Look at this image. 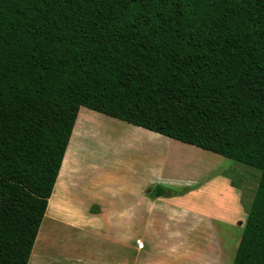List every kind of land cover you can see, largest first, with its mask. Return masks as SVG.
Listing matches in <instances>:
<instances>
[{"label":"trees","instance_id":"16d2710c","mask_svg":"<svg viewBox=\"0 0 264 264\" xmlns=\"http://www.w3.org/2000/svg\"><path fill=\"white\" fill-rule=\"evenodd\" d=\"M82 106L259 170L233 264H264V0H0V264L29 263Z\"/></svg>","mask_w":264,"mask_h":264},{"label":"crops","instance_id":"0c3cea01","mask_svg":"<svg viewBox=\"0 0 264 264\" xmlns=\"http://www.w3.org/2000/svg\"><path fill=\"white\" fill-rule=\"evenodd\" d=\"M82 112L98 115L109 123H92L95 118L85 115L80 118ZM89 124L98 137L103 135L104 128L107 130L104 125L114 127L120 134L119 128L124 124L175 140L82 106L70 139L72 143L77 133V151L75 156L70 154L69 143L28 264H42V253L49 251H45L46 247L54 238L51 234L65 241L62 225L72 230L79 226L89 228L86 236L90 243L80 249L90 254L94 264H170L177 260L178 254L185 262L190 252L199 251L202 258L204 254L213 255L220 264H227L225 259L229 255L232 264L241 239H236V245L230 242L227 246L228 242L219 236L225 234L219 231V223L229 230H236L233 228L237 225L244 230L248 212L245 214L241 187L226 175L211 177V173L220 170L195 168V155L178 163L175 154L180 150L175 143L134 131L124 130L127 135L121 134L126 146L120 149H130L128 152L118 151L109 166L91 164V152L79 153L82 142L85 147L91 142ZM135 147L139 150H132ZM94 157L97 162L101 160L98 154ZM157 185L166 189L165 195L152 194ZM49 235L52 239H48ZM101 253L106 254V260Z\"/></svg>","mask_w":264,"mask_h":264},{"label":"rangeland","instance_id":"374dc122","mask_svg":"<svg viewBox=\"0 0 264 264\" xmlns=\"http://www.w3.org/2000/svg\"><path fill=\"white\" fill-rule=\"evenodd\" d=\"M90 116V117H94L95 119L92 120V123L94 122H107V120H105L104 118L96 115L93 116L91 114H87L82 112L80 115V118H82V116ZM99 120V121H98ZM109 123V122H107ZM90 126H92V124H89V126L87 128H89L88 132H90L91 138L87 142V145L85 147V145L83 144L84 142H82L81 144V151H79V153L81 154H88L89 152H91L93 154V157L91 158V164H105L107 166L111 165V160L115 159L114 157L116 156V153L119 151H123V150H127V148H124L123 150L120 148H123L124 145V141H122V139H120L121 137H123L124 134L125 136L127 135L125 131H134V132H139L145 135H149L151 137L157 138L159 140L165 141V142H173L176 144V146L178 147V149L180 150V152L178 154H175L177 156L176 161H178V163H182L184 162V160H187L188 158H191L192 156H196V166L195 168L197 169H203V168H211V169H217L220 170V172H213L211 173V177L213 178L214 176L218 175V174H223L226 175L228 177H230V179H232L233 184L234 185H238L239 187H241V189L243 190V196H244V206H245V214L248 212V209L250 207V205L252 204V201L254 199V195L259 183V179H260V174L261 172L259 170H256L254 168H251L247 165H244L242 163L239 162H234L231 159H228L226 157H223L219 154L213 153L211 151H207V150H202L200 148H194V147H188V145H186L185 143H179L178 141L175 140H170V139H165L163 137H160L158 135H154L153 133H147V131H143L142 129H136L134 127H131L129 125H124L122 124V133L119 134V131L116 132L114 131V127L113 129L109 128V126L104 125L105 127H107V130L104 128L103 130V135L98 137L96 130H93L92 128H90ZM125 130V131H124ZM127 139L131 140L132 142L133 139L129 138L127 136ZM135 140V139H134ZM72 141V140H71ZM96 141H99L101 143H96ZM140 141H142L140 139ZM134 145H137L136 142H134ZM71 146V143H70ZM69 146V147H70ZM83 150H86L83 151ZM130 149L127 150V152ZM132 150L137 151L139 150V147H135L132 148ZM95 154H98L99 159H101L99 162H97V159H95ZM68 155V154H67ZM79 155V154H78ZM95 162V163H94ZM244 214V215H245ZM240 220H244V218L240 219ZM219 223V222H218ZM57 224V222H56ZM56 224H54L55 226H57ZM219 231L221 233L225 234H219L221 240H226V242H228L227 246L230 245V242H232V245H236V239L242 237L243 234V227L240 225H237V228L234 227L233 229L236 230H229L227 229V225H225L224 223H219ZM59 225V223H58ZM64 226V230H65V234L64 236H66L65 241L63 239H57L56 234H51L52 237H54L52 239V237L49 235L48 239H52L51 242L49 243V247H46L47 251L49 249L48 252H46L45 254L42 253V264H55V261H57V264H88V259L90 261V254L88 256V254L82 253L81 251V247H85V245H88L90 242H88V237L86 236V234L89 231L88 227H81V228H77L72 230L71 228H68L65 225H62V228ZM233 234H235V238L233 240ZM62 235V234H61ZM56 236V237H55ZM94 241V240H93ZM240 240H238L239 242ZM237 242V243H238ZM101 243L103 245V238L101 239ZM107 243V241H106ZM238 245V244H237ZM47 246V245H46ZM237 247L235 248L234 251V256H233V260H232V264L235 258V254L237 251ZM232 249V248H231ZM34 251V250H33ZM231 254L232 252L229 251ZM33 254V252H32ZM201 253L199 252H190V254H188L186 256V261L183 262L182 258H184L181 254H178V256H176L177 260L170 263V264H220L217 262L216 258L213 255H206L204 254L203 256H205L204 258L201 257ZM230 254V256H231ZM143 253L141 254L142 257ZM102 258H104L106 260V254L101 253L100 255ZM133 257V256H132ZM115 261H116V256L114 257ZM100 261H103L101 259H99ZM224 260V259H223ZM226 262L227 264L230 263V259H229V255L226 257ZM41 261V260H40ZM94 261V260H93ZM117 262V261H116ZM89 264H94V262ZM101 264V263H100Z\"/></svg>","mask_w":264,"mask_h":264},{"label":"bare ground","instance_id":"6f19581e","mask_svg":"<svg viewBox=\"0 0 264 264\" xmlns=\"http://www.w3.org/2000/svg\"><path fill=\"white\" fill-rule=\"evenodd\" d=\"M77 139V133L74 134V137H73V140H72V143H71V147H70V154L74 155L75 156V152L77 151V144L75 143ZM76 160V158L74 157L73 159V162L72 164L74 163V161ZM48 221H52L51 219L47 218Z\"/></svg>","mask_w":264,"mask_h":264}]
</instances>
